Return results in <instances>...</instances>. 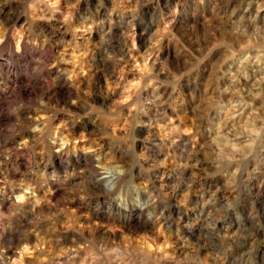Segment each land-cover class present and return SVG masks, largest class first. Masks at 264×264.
<instances>
[{
  "label": "rangeland",
  "instance_id": "1",
  "mask_svg": "<svg viewBox=\"0 0 264 264\" xmlns=\"http://www.w3.org/2000/svg\"><path fill=\"white\" fill-rule=\"evenodd\" d=\"M0 264H264V0H0Z\"/></svg>",
  "mask_w": 264,
  "mask_h": 264
}]
</instances>
